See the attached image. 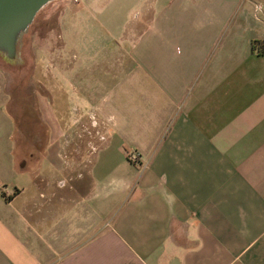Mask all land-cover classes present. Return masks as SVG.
Instances as JSON below:
<instances>
[{
  "label": "crops",
  "instance_id": "0c3cea01",
  "mask_svg": "<svg viewBox=\"0 0 264 264\" xmlns=\"http://www.w3.org/2000/svg\"><path fill=\"white\" fill-rule=\"evenodd\" d=\"M147 1L91 165L0 81V264H264V0Z\"/></svg>",
  "mask_w": 264,
  "mask_h": 264
},
{
  "label": "rangeland",
  "instance_id": "374dc122",
  "mask_svg": "<svg viewBox=\"0 0 264 264\" xmlns=\"http://www.w3.org/2000/svg\"><path fill=\"white\" fill-rule=\"evenodd\" d=\"M147 2L54 0L38 12L22 35L15 58L0 52V81L11 93V107L18 114L20 127L23 120L26 128L34 120L41 129L42 146L46 147L49 145L46 130L53 138L50 144L69 134L68 150L74 165H91L106 135L102 132L105 123L100 119L103 114L116 115L113 77L106 73L110 66L107 59L128 48L123 36L129 34L132 21L144 12ZM38 52H43L44 57H37ZM55 58L56 81L45 74L50 60ZM39 82L51 88L57 83V91L52 89L53 103L48 90ZM38 111L44 123L37 121ZM134 154H129L132 160Z\"/></svg>",
  "mask_w": 264,
  "mask_h": 264
},
{
  "label": "water",
  "instance_id": "95a60500",
  "mask_svg": "<svg viewBox=\"0 0 264 264\" xmlns=\"http://www.w3.org/2000/svg\"><path fill=\"white\" fill-rule=\"evenodd\" d=\"M54 0H0V52L17 55L18 41L38 12Z\"/></svg>",
  "mask_w": 264,
  "mask_h": 264
},
{
  "label": "built area",
  "instance_id": "2783aa9c",
  "mask_svg": "<svg viewBox=\"0 0 264 264\" xmlns=\"http://www.w3.org/2000/svg\"><path fill=\"white\" fill-rule=\"evenodd\" d=\"M138 157H139V154L138 153H135L134 154V157H133V160H137Z\"/></svg>",
  "mask_w": 264,
  "mask_h": 264
}]
</instances>
